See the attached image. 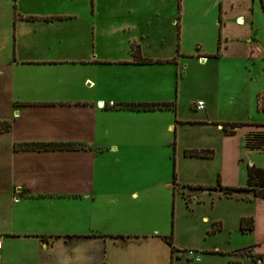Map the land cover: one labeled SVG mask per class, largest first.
<instances>
[{
	"label": "crops",
	"instance_id": "crops-1",
	"mask_svg": "<svg viewBox=\"0 0 264 264\" xmlns=\"http://www.w3.org/2000/svg\"><path fill=\"white\" fill-rule=\"evenodd\" d=\"M10 1L26 15L34 14L37 5L45 6L38 0H0V7H8ZM48 4L44 12L48 17L63 14L57 11V0ZM45 21L59 26V20ZM12 43L16 46L17 38ZM58 43L40 48L49 56H28L19 63L15 52L0 64V122L10 123L8 131L0 132V264H173L175 245L164 239L170 234L169 221L160 217L153 222L129 209L141 210L157 194L165 206L175 205L183 196L176 187L183 185L204 186L184 188L196 204L206 195L212 202L239 198L227 196L223 187L246 186L248 166L255 163L250 157H235L230 171L229 150L235 137L226 135L222 123L212 121L208 112L188 118L172 110L135 111L120 105L171 102L151 93L145 64L135 63L130 49L120 48L126 56L106 58L85 47L82 53V46L81 52H68ZM256 49L260 51L259 46ZM19 65L30 66L32 72L19 76ZM112 65L116 68L106 70ZM195 127L203 136L198 145L190 140ZM31 142L82 147L19 148ZM186 149H211L213 155L187 156ZM216 150L218 165L212 164L206 173L204 167ZM182 158L200 166L202 176L196 181L179 178ZM135 159L139 164L134 165ZM251 201L253 214L239 215L237 222L253 215L248 233L255 239L248 247L261 264L264 199ZM214 224L217 231L223 227L220 219Z\"/></svg>",
	"mask_w": 264,
	"mask_h": 264
},
{
	"label": "rangeland",
	"instance_id": "rangeland-1",
	"mask_svg": "<svg viewBox=\"0 0 264 264\" xmlns=\"http://www.w3.org/2000/svg\"><path fill=\"white\" fill-rule=\"evenodd\" d=\"M38 1L45 6L33 7L34 14L29 15L18 11L16 1L0 7V64L15 52L19 63L28 56H49L40 48L50 42L59 46L58 41L68 52H81L78 47L82 46V53L85 47L106 58L126 56L121 47L130 49L133 58V51L141 52L143 58L158 60L143 65L151 93L171 98L179 116L201 118L208 112L212 121L238 125L236 134L229 135L235 137L229 150L230 171L234 158L240 156L264 167V149L246 148L242 139L250 128L264 132L260 108L264 101V14L259 0H57V11L63 14L53 17L44 14L48 0ZM45 20H59V26L47 25ZM30 68L19 65V76L31 73ZM110 68L116 67L106 70ZM198 99L204 101V110L194 109ZM190 131V140L198 145L201 131L197 127ZM250 142L254 143L253 139ZM137 159L134 165L139 164ZM218 159L216 150L213 161L204 167L206 173L212 164L218 165ZM180 162V179L196 181L202 176L200 166L191 159ZM176 190L183 196L175 205L165 206L157 194L152 202L140 206L141 210L137 206L129 209L134 215L153 218V222L160 217L169 221L168 234L175 245L173 264L258 263L250 250L242 255L236 252L255 239L252 233L242 232L237 222L239 215L253 214L255 205L244 199L250 198L252 191H239L235 194L244 198L230 197L222 202H212L211 195H206L196 204L183 187ZM214 219L223 221L218 231ZM261 247L264 249V243ZM262 260L264 264V256Z\"/></svg>",
	"mask_w": 264,
	"mask_h": 264
},
{
	"label": "trees",
	"instance_id": "trees-1",
	"mask_svg": "<svg viewBox=\"0 0 264 264\" xmlns=\"http://www.w3.org/2000/svg\"><path fill=\"white\" fill-rule=\"evenodd\" d=\"M260 2V7L261 10L264 14V0H259ZM134 52V58L133 61L135 63L139 64H149V63H155L158 60H154L152 58H143L140 55V52L138 51H133ZM161 61V60H160ZM123 107L130 109V110H135V111H151V110H172L175 111V103L174 101L172 102H138V103H125V104H120ZM261 110L264 111V101L261 102L260 105ZM0 132H5L8 131L10 128V123L7 121H2L0 122ZM238 125L236 124H223L222 123V131L226 135H233L235 134V127ZM253 136L251 138L249 136ZM255 137V138H254ZM250 139H253L254 143L250 142ZM243 144L245 147L249 149H264V132L262 131H248L245 133L244 138H243ZM82 147L81 144L77 143H57V142H31V143H22L19 145V148L21 149H36V150H64V149H80ZM184 154L187 156H197V157H209L212 154L211 149H204V150H194V149H186L184 150ZM173 179H175V174L173 173ZM183 188H187L189 190H194L198 188H204V186L201 185H183ZM207 188H212V187H207ZM223 191L227 196H233L237 195L235 193L239 191H252V196L249 197H242L246 200H253L254 198H263L264 199V168H259L256 167L255 165H250L248 166L247 169V185L244 187H231V186H226L223 187ZM253 217L252 216H247V217H242L240 219L239 227L242 232H248L253 229ZM165 241L168 244H172V237L171 235L169 236H164ZM251 247H246L243 249H239L236 252L240 255L246 254L247 251L250 250ZM174 251V247H172Z\"/></svg>",
	"mask_w": 264,
	"mask_h": 264
},
{
	"label": "built area",
	"instance_id": "built-area-1",
	"mask_svg": "<svg viewBox=\"0 0 264 264\" xmlns=\"http://www.w3.org/2000/svg\"><path fill=\"white\" fill-rule=\"evenodd\" d=\"M194 107H195L196 110H202L204 108L203 101H200V100L196 101ZM189 253H192V252L189 251ZM196 260H198V259L196 258Z\"/></svg>",
	"mask_w": 264,
	"mask_h": 264
}]
</instances>
